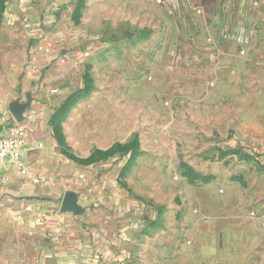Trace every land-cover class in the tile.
<instances>
[{
    "label": "rangeland",
    "instance_id": "obj_1",
    "mask_svg": "<svg viewBox=\"0 0 264 264\" xmlns=\"http://www.w3.org/2000/svg\"><path fill=\"white\" fill-rule=\"evenodd\" d=\"M54 3L0 0V77L51 72L61 153L119 198L74 264H264V0H223L208 52L149 0Z\"/></svg>",
    "mask_w": 264,
    "mask_h": 264
},
{
    "label": "crops",
    "instance_id": "obj_2",
    "mask_svg": "<svg viewBox=\"0 0 264 264\" xmlns=\"http://www.w3.org/2000/svg\"><path fill=\"white\" fill-rule=\"evenodd\" d=\"M67 1L55 0L53 7ZM149 1L158 13L156 18L167 25L172 22L169 17L175 14L185 16L186 23L199 22L201 40H213V45L204 46L206 52L228 39L226 30L212 29L222 24L217 7L223 0H167L164 6ZM222 9L223 15L229 14L226 4ZM42 60L41 63L50 61L47 55ZM20 73L19 67L13 72L16 79L10 80L8 73L0 77V116L7 123L13 121L9 103L30 97V107L23 113L25 137L21 154L18 160H7L0 167V264H74L88 252L89 242L106 234V227L120 216L121 205L116 195H104V181L93 179L85 174L88 169L66 160L52 136L45 105L39 101L45 90L43 81L52 80L51 72L37 73L30 68L19 80ZM23 95L26 98H21ZM4 133L5 128L0 127V136ZM21 167H25L27 174H21ZM36 177L38 182L33 180ZM67 191L79 195L84 207L80 215L61 209Z\"/></svg>",
    "mask_w": 264,
    "mask_h": 264
},
{
    "label": "built area",
    "instance_id": "obj_3",
    "mask_svg": "<svg viewBox=\"0 0 264 264\" xmlns=\"http://www.w3.org/2000/svg\"><path fill=\"white\" fill-rule=\"evenodd\" d=\"M152 2L157 6H164L166 5L167 0H152ZM89 54L90 50H86L81 53V56L87 57ZM66 59H68V56H63L61 62H65ZM23 121L17 122L13 118L11 123H7L6 120L0 116V127L5 128V133L0 136V167L3 166L7 160H18L23 148L25 137V127L23 125ZM20 172L21 174H27L25 167H21ZM79 177L82 178L83 175H80ZM33 180L38 182L39 178L36 177L33 178ZM78 203L84 210V207L79 200V195Z\"/></svg>",
    "mask_w": 264,
    "mask_h": 264
},
{
    "label": "water",
    "instance_id": "obj_4",
    "mask_svg": "<svg viewBox=\"0 0 264 264\" xmlns=\"http://www.w3.org/2000/svg\"><path fill=\"white\" fill-rule=\"evenodd\" d=\"M30 107V97L27 101L14 100L9 103L8 110L17 122L24 120L23 113ZM62 210H71L75 215H79L83 212V208L78 203V194L74 191H67L61 202Z\"/></svg>",
    "mask_w": 264,
    "mask_h": 264
},
{
    "label": "trees",
    "instance_id": "obj_5",
    "mask_svg": "<svg viewBox=\"0 0 264 264\" xmlns=\"http://www.w3.org/2000/svg\"><path fill=\"white\" fill-rule=\"evenodd\" d=\"M130 155H131V153L128 152V153H127V156L130 157ZM248 155H252V154H251V153H248ZM253 155H254V154H253Z\"/></svg>",
    "mask_w": 264,
    "mask_h": 264
}]
</instances>
